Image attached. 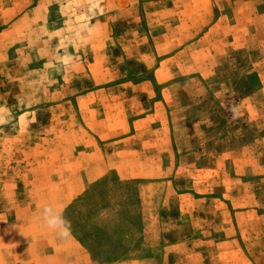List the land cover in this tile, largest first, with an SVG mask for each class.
Here are the masks:
<instances>
[{
	"label": "rangeland",
	"instance_id": "374dc122",
	"mask_svg": "<svg viewBox=\"0 0 264 264\" xmlns=\"http://www.w3.org/2000/svg\"><path fill=\"white\" fill-rule=\"evenodd\" d=\"M0 264H264V0H0Z\"/></svg>",
	"mask_w": 264,
	"mask_h": 264
},
{
	"label": "clouds",
	"instance_id": "9594fccd",
	"mask_svg": "<svg viewBox=\"0 0 264 264\" xmlns=\"http://www.w3.org/2000/svg\"><path fill=\"white\" fill-rule=\"evenodd\" d=\"M43 222L50 229L56 230L58 238L67 240L71 237V222L64 216L63 212L56 211L51 205L43 208Z\"/></svg>",
	"mask_w": 264,
	"mask_h": 264
},
{
	"label": "crops",
	"instance_id": "0c3cea01",
	"mask_svg": "<svg viewBox=\"0 0 264 264\" xmlns=\"http://www.w3.org/2000/svg\"><path fill=\"white\" fill-rule=\"evenodd\" d=\"M118 128L120 127H104V131H102V133L99 135L100 138H108L107 140L110 142L108 143L107 145H110V146H115L116 148H121L123 145H126L127 143H132L133 140L137 139L138 137H140V133L137 131V127H133L136 129L135 132H129L128 135H124V136H121V135H115V136H109V133H111L112 131H116ZM123 128V127H122ZM135 144V142H134ZM113 153L109 154V155H112ZM108 170H112V169H108ZM111 172H114V171H111ZM108 173V172H107ZM116 177V176H115ZM108 178V177H107ZM107 178H104L102 181L106 180ZM118 178L120 181H123L121 180L119 177H116ZM139 177L135 176V175H132L128 178L129 182H134V181H137ZM87 181V180H86ZM97 181L96 178H93L92 180H90V183H93ZM88 182V181H87ZM124 182V181H123ZM38 243H31V245H34L36 246ZM44 246L42 247H39V248H50L49 245H47L46 242H44ZM38 248V250H39ZM37 250V251H38ZM52 250L54 251H58V250H62V249H54L52 247ZM34 256V255H33ZM34 258V257H33Z\"/></svg>",
	"mask_w": 264,
	"mask_h": 264
}]
</instances>
